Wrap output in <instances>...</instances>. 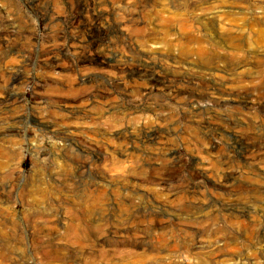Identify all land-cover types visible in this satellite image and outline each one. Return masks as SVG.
I'll use <instances>...</instances> for the list:
<instances>
[{"label":"rangeland","instance_id":"374dc122","mask_svg":"<svg viewBox=\"0 0 264 264\" xmlns=\"http://www.w3.org/2000/svg\"><path fill=\"white\" fill-rule=\"evenodd\" d=\"M100 1L0 0V264H264V0Z\"/></svg>","mask_w":264,"mask_h":264},{"label":"bare ground","instance_id":"6f19581e","mask_svg":"<svg viewBox=\"0 0 264 264\" xmlns=\"http://www.w3.org/2000/svg\"><path fill=\"white\" fill-rule=\"evenodd\" d=\"M79 1V0H78ZM90 2V1H89ZM101 1L99 0H93V4H94V8H95V5H97L98 3H100ZM115 3V2H114ZM78 4H79V2H78ZM87 4V3H86ZM131 15V14H130ZM132 16H133V14H132ZM134 18V17H133ZM137 19V18H136ZM134 21H136V20H134ZM104 56V55H103ZM109 58V57H108ZM100 64V63H99ZM105 64V63H104ZM112 64V63H111ZM110 64V65H111ZM88 74H89V72H87ZM142 73V72H141ZM135 74V73H134ZM90 75V74H89ZM141 75H143V74H141ZM136 78L135 79H137V76H135ZM133 78V77H132ZM82 79V78H81ZM83 80V79H82ZM145 80H147V79H145ZM150 80H153V79H150ZM148 81V80H147ZM147 81H146V83H147ZM82 82V81H81ZM84 82V81H83ZM153 82H154V80H153ZM81 84V83H80ZM71 87H73V86H71ZM178 87V86H177ZM181 87V86H180ZM182 87H183V85H182ZM171 92V91H170ZM175 93V92H174ZM73 100V99H72ZM81 100V99H80ZM72 102H74V101H72ZM72 104V103H71ZM77 104V103H76ZM82 104V103H81ZM80 105V104H79ZM76 106V105H75ZM95 106V105H94ZM70 107V106H69ZM84 107V106H83ZM68 108V107H67ZM74 108V107H73ZM92 108V107H91ZM91 108H89V109H91ZM94 109V108H93ZM63 110V109H62ZM66 112V111H65ZM69 112V111H68ZM72 112V111H71ZM74 112V111H73ZM64 113V112H63ZM74 114V113H73ZM78 114V113H77ZM104 114V113H103ZM86 119V118H85ZM93 124V123H92ZM94 126V125H93ZM88 127V126H87ZM140 127H142V126H140ZM146 127V126H145ZM93 128V127H92ZM75 129V128H74ZM79 129V128H78ZM85 129H86V127H85ZM84 129V130H85ZM96 129V128H95ZM146 129H148V128H146ZM68 130V129H67ZM76 130V129H75ZM94 130V129H93ZM97 130H99V129H97ZM101 130V129H100ZM140 130H141V128H140ZM1 131V130H0ZM3 131V130H2ZM91 131V130H90ZM95 131V130H94ZM139 131V130H138ZM150 131H151V129H150ZM62 132V131H61ZM72 132H73V130H72ZM89 132V131H88ZM98 132H100V131H98ZM102 132V131H101ZM100 132V133H101ZM135 132V131H134ZM144 132V131H143ZM145 132H146V130H145ZM153 132V131H152ZM5 133V132H4ZM83 133V132H82ZM86 133V132H85ZM149 133H151V132H149ZM3 134V133H2ZM62 134V133H61ZM78 134V133H77ZM90 134V133H89ZM107 134V133H106ZM136 134V133H135ZM146 134H147V132H146ZM4 135V134H3ZM74 135V134H73ZM105 135V134H104ZM108 135V134H107ZM139 135V134H138ZM140 135H143V134H140ZM153 134H151V136H152ZM7 136V135H6ZM100 136V135H99ZM144 136V135H143ZM5 137V136H4ZM141 137V136H140ZM146 137V136H145ZM144 137V139H146ZM154 137V136H153ZM75 138V137H74ZM107 138V137H106ZM109 138V137H108ZM149 138V137H148ZM151 138V137H150ZM12 139V138H11ZM143 139V140H144ZM65 140H67V139H65ZM151 140V139H150ZM153 140V139H152ZM156 140V139H155ZM3 141V140H2ZM10 141V140H9ZM147 141V140H146ZM126 142V141H125ZM129 142V141H128ZM141 143H143V142H141ZM212 143V142H211ZM214 143V142H213ZM144 145V144H143ZM212 146V145H211ZM214 146V145H213ZM217 147V146H216ZM128 148V147H127ZM211 148V147H210ZM128 150V149H127ZM130 152H132V150L130 151ZM129 152V153H130ZM1 153V152H0ZM124 153V152H123ZM133 154V153H132ZM96 197V196H95ZM197 202V201H196ZM202 203V202H201ZM89 208V207H88ZM85 209V208H84ZM158 214V213H157ZM206 215V214H205ZM208 216V215H207ZM164 243V242H163ZM210 251V250H209Z\"/></svg>","mask_w":264,"mask_h":264}]
</instances>
